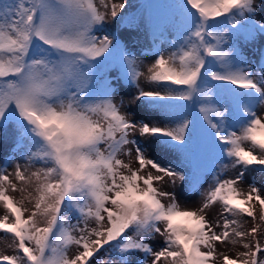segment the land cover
Instances as JSON below:
<instances>
[{
	"label": "snow or ice",
	"instance_id": "1",
	"mask_svg": "<svg viewBox=\"0 0 264 264\" xmlns=\"http://www.w3.org/2000/svg\"><path fill=\"white\" fill-rule=\"evenodd\" d=\"M129 7L0 0V140L11 136L23 160L12 172L15 156L0 163V240L14 252L0 254V264H134L139 253L142 264H264L256 238L264 195L244 184L264 175V47L255 62L244 50L264 40V0L143 5L167 10L166 21L151 22L147 65L105 30L121 25ZM112 68L126 90L113 86ZM137 134L189 167L162 165ZM209 161L212 181L201 190ZM177 182L199 202L182 203ZM216 205L222 223L213 224ZM241 216L254 222L250 230H241ZM157 236L163 246L154 249L148 241ZM217 244L244 251L231 257Z\"/></svg>",
	"mask_w": 264,
	"mask_h": 264
},
{
	"label": "rangeland",
	"instance_id": "2",
	"mask_svg": "<svg viewBox=\"0 0 264 264\" xmlns=\"http://www.w3.org/2000/svg\"><path fill=\"white\" fill-rule=\"evenodd\" d=\"M170 0H126V3L131 5V7L127 8L126 10V16L127 19L121 23L118 27H114L115 22L109 21L108 25L106 26L105 30L108 32H112L117 37L121 38L122 44H125L130 51L135 54L138 59L142 60L145 65L150 64L152 61V53L150 51L153 37H152V28H151V22H157V23H163L167 19V10L164 9H148L143 7V5L146 4H163L168 3ZM259 18V17H258ZM143 21V22H141ZM131 24V26H129ZM167 39H171L172 37L167 36V33H165ZM163 47L164 45H160ZM260 47H264V40L257 39L254 42H244V50L248 55V59L255 62L258 57L256 55L257 49ZM112 73H116V75H112ZM119 76V69L118 68H112L109 72V79L113 81V86L117 88L119 91L120 88L127 89L126 85H123V82L121 81L119 85L116 84L117 77ZM142 86H143V82ZM258 114H264V107H258L257 108ZM140 115L144 116L147 115V118L155 123L156 121L152 119V115L141 112ZM197 113H194L191 118L195 119ZM137 139L139 140L140 144L147 150V153L150 157L155 158L159 163H161L164 166H169L175 168L176 165H180V169H187L189 165L184 163L181 155L174 151H168L163 148H161L159 145H156L154 143H150L148 140L139 137L137 134ZM14 147V141L9 136L7 139L0 140V163H5L7 159L10 157L15 156V159H13L12 164L9 166L8 171L12 172L14 170V165L16 162H20L23 164V160H21L19 154H14L12 149ZM127 162L126 157H122ZM132 167L137 168L138 164L135 162V155L133 153L132 157ZM212 165L210 161L206 164L205 169L203 173L199 177L200 182V188L201 190H204L208 187V185L212 181V171H211ZM31 171V169H30ZM153 174H155L154 170ZM143 174V173H142ZM228 177L236 175L235 170H230L227 174ZM247 183H254L257 187L261 189V195H264V175L262 174H255L254 176H246L244 184ZM20 187V185H17ZM164 190L166 191H172V186L170 184H164L161 185ZM187 182H185L183 185H180L179 182H177V188L176 190L178 192L183 191V195L178 197L181 199L182 203H187L189 206H193L197 204L200 200L199 193H191L187 191ZM10 195H13L16 200L21 199L20 193H9ZM255 203V202H254ZM25 207L29 209V212L31 211L32 205L31 204H25ZM257 212H258V205H257ZM4 214L3 206L0 205V216ZM29 213L26 212L25 215L27 216ZM208 219L210 222L215 224L217 221H220L222 223V219L220 217V208L218 205L213 206L212 209L208 211ZM238 219L243 224V228L241 230L248 231L253 227L254 222L251 218H248L246 216L238 217ZM256 223H259V221H256ZM221 229L217 228L216 231L219 232ZM5 234L0 233V236H4ZM262 246H264V226L261 227L260 232L257 234L256 237ZM252 237H247V241H251ZM246 241V242H247ZM9 240H0V254H7V255H13V249L10 248L8 245L10 244ZM154 249H158L163 246L162 238L156 237L154 240L148 241ZM217 252H222L225 254H228L231 257H235L237 253L244 251L242 247H240L239 244L236 246L232 245H222L217 244ZM73 252L75 249L72 250ZM102 254L104 255V258L107 260L109 259L108 255L101 250ZM71 254V253H70ZM264 255V253H262ZM114 256V254H113ZM145 257L143 256V253L137 254L134 258V264H142ZM150 261V258H148ZM216 264H222V257H218Z\"/></svg>",
	"mask_w": 264,
	"mask_h": 264
},
{
	"label": "bare ground",
	"instance_id": "3",
	"mask_svg": "<svg viewBox=\"0 0 264 264\" xmlns=\"http://www.w3.org/2000/svg\"><path fill=\"white\" fill-rule=\"evenodd\" d=\"M7 160H8V159H7ZM7 160H6V161H7ZM6 161H5V162H6Z\"/></svg>",
	"mask_w": 264,
	"mask_h": 264
}]
</instances>
